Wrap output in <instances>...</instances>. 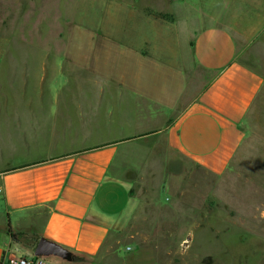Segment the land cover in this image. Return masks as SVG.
I'll return each mask as SVG.
<instances>
[{
	"label": "crops",
	"instance_id": "0c3cea01",
	"mask_svg": "<svg viewBox=\"0 0 264 264\" xmlns=\"http://www.w3.org/2000/svg\"><path fill=\"white\" fill-rule=\"evenodd\" d=\"M200 14L188 47L203 81L187 98L146 71L147 39L132 57L124 52L122 69L90 62V86L58 83L44 64L34 84L0 85V160L15 159L0 164V264L7 250L35 254L23 237L95 256L137 206L139 183L184 161L227 171L264 88L263 63H247L239 46L242 38L264 45V0H202ZM10 229L23 233L19 242Z\"/></svg>",
	"mask_w": 264,
	"mask_h": 264
},
{
	"label": "rangeland",
	"instance_id": "374dc122",
	"mask_svg": "<svg viewBox=\"0 0 264 264\" xmlns=\"http://www.w3.org/2000/svg\"><path fill=\"white\" fill-rule=\"evenodd\" d=\"M201 6L202 0H0V85L13 79L34 84L44 64L59 74L58 83L90 86V62L116 61V70L122 69L124 52L132 57V48H144L147 39L146 71H157L161 85L187 98L203 81L188 47L192 26L202 25ZM239 41L247 63L264 65L263 44ZM98 77L105 81L104 74ZM242 130L225 173L184 161L187 166H171L161 179L139 183L137 206L118 222L101 253L40 257L53 264H264V88ZM8 154L0 164L15 160ZM22 242L35 251L32 239Z\"/></svg>",
	"mask_w": 264,
	"mask_h": 264
},
{
	"label": "built area",
	"instance_id": "2783aa9c",
	"mask_svg": "<svg viewBox=\"0 0 264 264\" xmlns=\"http://www.w3.org/2000/svg\"><path fill=\"white\" fill-rule=\"evenodd\" d=\"M1 192V188H0ZM3 264H49L45 259L40 256L28 255H17L14 253H10L8 250L5 251L3 257Z\"/></svg>",
	"mask_w": 264,
	"mask_h": 264
},
{
	"label": "water",
	"instance_id": "95a60500",
	"mask_svg": "<svg viewBox=\"0 0 264 264\" xmlns=\"http://www.w3.org/2000/svg\"><path fill=\"white\" fill-rule=\"evenodd\" d=\"M34 253L36 256L51 255V254L66 256L68 250L60 245L49 242L45 239H40L36 245Z\"/></svg>",
	"mask_w": 264,
	"mask_h": 264
},
{
	"label": "trees",
	"instance_id": "16d2710c",
	"mask_svg": "<svg viewBox=\"0 0 264 264\" xmlns=\"http://www.w3.org/2000/svg\"><path fill=\"white\" fill-rule=\"evenodd\" d=\"M10 232L12 233L13 240L17 242L20 241V237L24 236L23 233H14L12 229H10ZM38 241V238L34 239L35 244H37Z\"/></svg>",
	"mask_w": 264,
	"mask_h": 264
}]
</instances>
